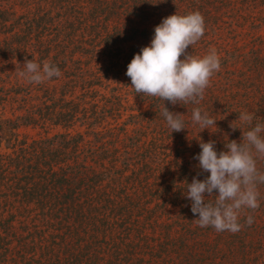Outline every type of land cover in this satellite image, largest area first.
I'll use <instances>...</instances> for the list:
<instances>
[{"label":"trees","instance_id":"1","mask_svg":"<svg viewBox=\"0 0 264 264\" xmlns=\"http://www.w3.org/2000/svg\"><path fill=\"white\" fill-rule=\"evenodd\" d=\"M195 11L205 33L187 51L215 48L221 61L200 104L138 94L131 80L124 89L120 67L155 26ZM25 57L62 75L29 84ZM164 104L184 130L171 132ZM195 107L216 127L194 124ZM245 110L264 124V0H0V145L12 148L0 151V264H264V183L236 233L200 227L185 196L193 177L209 175L194 158L198 141L217 152L240 142L229 124L249 130ZM29 128L41 135L18 134ZM256 166L264 173V159Z\"/></svg>","mask_w":264,"mask_h":264},{"label":"clouds","instance_id":"2","mask_svg":"<svg viewBox=\"0 0 264 264\" xmlns=\"http://www.w3.org/2000/svg\"><path fill=\"white\" fill-rule=\"evenodd\" d=\"M204 33V17L199 11L163 18L154 28L151 43L142 47L127 66L126 75L131 80V87L138 94L168 101L173 106L177 103L200 104L210 78L221 67L215 48L202 57L187 51ZM19 75L29 84H41L62 73L50 61L45 60L41 67L34 59L25 57ZM162 115L171 132L185 129L182 114L170 111L165 104ZM191 119L202 131L216 127L217 120L199 107L192 109ZM238 120L249 130L244 131L230 122L233 131L241 130V140H228L225 150L217 152L215 141H198L201 151L194 158L199 161L198 167L209 175L203 180L193 177L192 182L187 183L185 194L191 201L192 213L198 214V225L212 226L218 232L241 230L239 214L242 209L259 207L257 184L264 183V173L256 166V157L264 159V136H261L264 124L253 126L254 116L246 110L239 113ZM214 194V202H206L205 197ZM253 222L249 215L246 223L250 226Z\"/></svg>","mask_w":264,"mask_h":264},{"label":"rangeland","instance_id":"3","mask_svg":"<svg viewBox=\"0 0 264 264\" xmlns=\"http://www.w3.org/2000/svg\"><path fill=\"white\" fill-rule=\"evenodd\" d=\"M95 64H101V61H98V62H95ZM125 67V66H124ZM120 67V71L118 73V81L122 84L123 86V83H126V81H129L130 78L126 75V71H127V68H122ZM124 89L126 88L125 85L123 86ZM120 94H122L121 91H119ZM122 99V107H123V110L120 111V117H118L120 120L125 117L127 111H128V107L127 105L129 103H131V98L126 95L124 97L121 98ZM139 108H144L143 105H139ZM10 112H8V110L4 111L3 112V115H9ZM59 131H62V129L58 126H55V127H51L48 129V133L51 134V133H55V132H59ZM19 135H25L26 138H34V137H37V136H40L41 135V129H38V128H29V129H24V130H20ZM12 148H6V149H3L2 146L0 145V151H4V152H9L11 151Z\"/></svg>","mask_w":264,"mask_h":264}]
</instances>
